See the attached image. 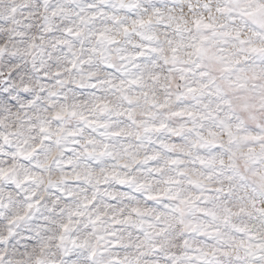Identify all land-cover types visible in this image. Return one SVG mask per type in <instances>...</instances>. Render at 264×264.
<instances>
[{"label":"clouds","instance_id":"1","mask_svg":"<svg viewBox=\"0 0 264 264\" xmlns=\"http://www.w3.org/2000/svg\"><path fill=\"white\" fill-rule=\"evenodd\" d=\"M0 264H264V0H0Z\"/></svg>","mask_w":264,"mask_h":264}]
</instances>
